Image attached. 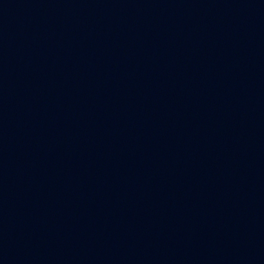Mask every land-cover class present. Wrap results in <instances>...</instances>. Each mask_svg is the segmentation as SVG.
<instances>
[{
  "label": "water",
  "instance_id": "obj_1",
  "mask_svg": "<svg viewBox=\"0 0 264 264\" xmlns=\"http://www.w3.org/2000/svg\"><path fill=\"white\" fill-rule=\"evenodd\" d=\"M0 264H264V0H0Z\"/></svg>",
  "mask_w": 264,
  "mask_h": 264
}]
</instances>
